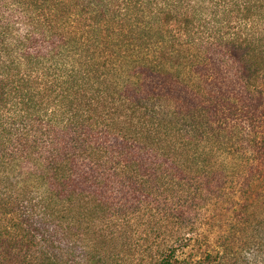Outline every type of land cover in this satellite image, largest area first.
Returning <instances> with one entry per match:
<instances>
[{
	"label": "trees",
	"instance_id": "trees-1",
	"mask_svg": "<svg viewBox=\"0 0 264 264\" xmlns=\"http://www.w3.org/2000/svg\"><path fill=\"white\" fill-rule=\"evenodd\" d=\"M79 234L87 264H264V0H0V264Z\"/></svg>",
	"mask_w": 264,
	"mask_h": 264
},
{
	"label": "rangeland",
	"instance_id": "rangeland-1",
	"mask_svg": "<svg viewBox=\"0 0 264 264\" xmlns=\"http://www.w3.org/2000/svg\"><path fill=\"white\" fill-rule=\"evenodd\" d=\"M216 62L215 64H213L212 66L215 67L217 69V74L218 75H221V76H224L226 79H228V82L231 81L233 78H235V75L233 76V66L232 65H227L225 63H223L222 61H219L218 59H216ZM207 211H201V212H198V217L196 219V221H201V217H205ZM218 219H216L215 222H217ZM206 229V228H205ZM203 231L205 232L204 235H209V240H213V234H208V232L210 231ZM54 235L55 236V239H59V228H57V233H55ZM97 235L96 234H91V235H82V234H79L75 241H74V246L76 247V252H75V261L77 262V264H87V261L85 260V256H84V259H83V254L84 252L87 250L89 251V247L86 246V241L83 240V238H85L86 240L90 239H98V237H96ZM87 237V238H86ZM93 264V263H92Z\"/></svg>",
	"mask_w": 264,
	"mask_h": 264
}]
</instances>
